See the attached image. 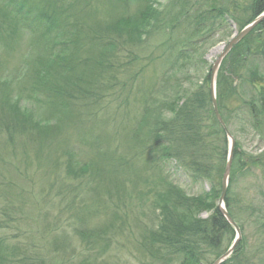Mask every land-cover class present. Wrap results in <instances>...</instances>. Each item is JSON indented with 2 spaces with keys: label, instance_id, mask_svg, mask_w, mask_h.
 <instances>
[{
  "label": "rangeland",
  "instance_id": "rangeland-1",
  "mask_svg": "<svg viewBox=\"0 0 264 264\" xmlns=\"http://www.w3.org/2000/svg\"><path fill=\"white\" fill-rule=\"evenodd\" d=\"M53 3L57 9L65 7L77 28L87 33L93 31L94 18L108 14L107 19L113 21L119 15L135 14L139 7L137 2L125 1L118 8L112 0ZM176 7L174 0H158L159 22L150 26L145 37L110 41L111 50L102 52V64L95 67L100 74L92 73L95 82L68 109L49 105L34 92L33 77L26 79L44 44L38 47L34 34L24 31L25 27H18L11 36L0 34V81L8 82L7 89L0 84V101L7 90L11 100L50 127L40 135L32 127L28 131L13 124L6 127L7 114L0 109V244L5 256L16 264L176 263L173 258L157 262L147 245L141 246L143 230L156 227V192L174 185L185 194H198L209 184L173 157L156 159V144L146 134L150 126L146 123L154 120L156 100H168L176 88L187 93L206 81L208 67L238 30L231 23L230 35L221 28L200 37L201 32L194 33L199 23L192 18L187 21ZM95 8L104 12L94 14ZM6 9V0H0V22L6 18ZM184 10L193 14L196 7L189 4ZM174 14L179 16L172 19ZM250 37L255 40L239 68L245 72L248 66H257L262 77L264 28ZM85 42L92 44L91 39ZM88 52L81 54H93ZM96 54L99 52L94 55L98 58ZM49 70L55 72L54 81L66 76L63 70ZM208 76L209 89L210 70ZM232 85L236 95L228 102L232 106L229 130L242 150L254 156L264 148V139L254 132L247 106L240 100L253 89L240 78ZM82 168L79 177L70 174V169L78 172ZM262 178L258 169L243 171L233 187L238 204L234 208L237 218H232L241 231L237 245L243 249L240 263L248 258L250 264H256L259 255L264 258V212L252 205L264 207ZM208 213L202 211L199 216Z\"/></svg>",
  "mask_w": 264,
  "mask_h": 264
},
{
  "label": "trees",
  "instance_id": "trees-1",
  "mask_svg": "<svg viewBox=\"0 0 264 264\" xmlns=\"http://www.w3.org/2000/svg\"><path fill=\"white\" fill-rule=\"evenodd\" d=\"M125 1L139 4L135 14L119 15L113 21L107 19L108 14H103L102 18H94L93 31L88 34L83 28H77V21L70 19L65 7L57 9L52 0H6L7 9L3 15L6 21L3 19L0 22V34L11 36L18 27H25L24 31L34 34L38 47L41 43L44 44L35 57L33 73L30 76L26 74V79L33 77L34 92L41 94L49 105L55 109L63 106L68 109L73 105V100L82 96L86 88L95 82L92 81L95 77L92 73L96 72V66L102 64V59H99L102 52L111 50L113 44L110 41H115V37L127 41H132L135 36L140 39L149 33L150 26L159 22L161 11L157 8L158 0H112V3L119 8L124 6ZM189 4L196 7L193 14L184 10ZM73 5L74 2L70 4ZM174 5L178 6L176 11L180 16L186 17L187 21L192 18L199 23L194 33L201 32L200 37H204L207 32L221 28L230 35L231 23L236 24L238 29L242 28L264 9V0H249L244 5L238 4L237 0H174ZM97 11L104 12L103 9L95 8L93 13L97 14ZM179 15L174 14L172 19ZM263 28L264 20L230 50L220 64L216 81L218 109L228 128L232 112V106L228 102L236 95V87L232 82L235 78H240L252 87L253 93L240 100L247 106L250 125L260 139H264V84L258 86L257 82L264 83V76L261 77L256 72L257 66H248L245 72L239 66L246 60V51L255 40L250 37L251 34ZM123 35L127 38L121 37ZM257 35L260 36L261 33ZM89 39L92 44L85 42ZM90 50L93 51L92 55L82 56ZM96 51L99 52L96 54L98 58L94 57ZM49 69L58 72L63 70L66 76L54 81L55 72ZM209 70L210 66L206 81L197 84L189 92L184 93L176 88L168 100H156L154 120L146 123L150 125L146 134L156 144V159L159 156L173 157L176 162H181L209 184L207 190L198 194H185L174 185L166 189L165 186L156 192V227L143 230L141 246L147 245V251L157 257V262L164 263L170 258L176 261L164 264H210L228 248L234 236L232 226L217 207L228 141L212 109L208 89ZM99 74L100 70L95 73L96 76ZM0 84H4L5 89L8 88L7 79L1 80ZM77 92L79 95L75 94ZM0 107L3 115L7 114L3 123L6 127L13 124L26 131L32 127L38 135L50 128L46 121L37 122L29 109L11 100L7 90L6 94L1 95ZM11 135L9 132L10 140ZM254 169L263 174L261 187L264 188V148L258 154L249 156L236 141L224 197L226 209L234 219L237 218L234 208L238 204V198L233 187L237 182V175ZM84 170L82 168L77 172L70 169V174L79 177ZM261 193L264 197V189ZM252 205L258 212H264V207L259 204ZM202 211L209 213L200 217ZM79 234L84 235L82 232ZM262 246L264 247V243ZM164 250L169 256L165 255ZM241 250V244H238L220 264H250L251 259L248 258L240 263L238 258ZM0 264H16L5 256L1 244ZM256 264H264L261 255Z\"/></svg>",
  "mask_w": 264,
  "mask_h": 264
},
{
  "label": "water",
  "instance_id": "water-1",
  "mask_svg": "<svg viewBox=\"0 0 264 264\" xmlns=\"http://www.w3.org/2000/svg\"><path fill=\"white\" fill-rule=\"evenodd\" d=\"M264 18V11L261 14H258L253 20L248 22L243 28L238 30L236 34H234L230 40L227 42L221 53L218 55V57L215 59L213 64L210 67V80H209V94H210V100L213 108V112L215 114V117L221 127L223 128L227 139H228V150H227V157L226 162L224 165V170L222 173L221 178V191L220 196L218 199V209L223 215V217L226 219V221L233 227L235 231V237L231 243V245L218 257H216L211 264H220L222 261H224L234 250L235 246L237 245L238 241L241 237V231L237 224V222L232 218V216L227 211L225 204H224V197L227 190V185L229 181V175L231 170V164L233 159V150H234V144H235V138L228 129L226 123L224 122L218 106H217V100H216V93H215V83H216V75L219 69V66L222 62V59L226 56V54L238 43L245 35H247L262 19Z\"/></svg>",
  "mask_w": 264,
  "mask_h": 264
},
{
  "label": "bare ground",
  "instance_id": "bare-ground-1",
  "mask_svg": "<svg viewBox=\"0 0 264 264\" xmlns=\"http://www.w3.org/2000/svg\"><path fill=\"white\" fill-rule=\"evenodd\" d=\"M213 261V260H212ZM211 264V263H210Z\"/></svg>",
  "mask_w": 264,
  "mask_h": 264
}]
</instances>
